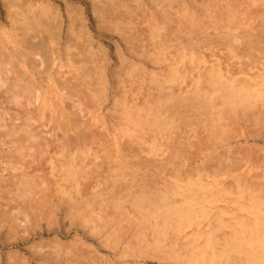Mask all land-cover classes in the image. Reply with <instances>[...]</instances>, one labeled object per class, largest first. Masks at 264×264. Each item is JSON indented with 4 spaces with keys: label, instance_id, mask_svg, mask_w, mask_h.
Wrapping results in <instances>:
<instances>
[{
    "label": "bare ground",
    "instance_id": "6f19581e",
    "mask_svg": "<svg viewBox=\"0 0 264 264\" xmlns=\"http://www.w3.org/2000/svg\"><path fill=\"white\" fill-rule=\"evenodd\" d=\"M53 1L0 0L6 11L0 91L15 106L37 111L15 115L22 123L9 135L0 131L19 159L3 160L0 187L14 186L21 199L0 211V229L29 230L56 200L122 256L264 264V173L249 176L248 184L249 174L225 183L229 176L211 170L183 171L199 128L221 142L230 128L227 113L263 114L264 0H200L195 7L176 0H65L64 11ZM89 16L95 35H117L128 53L117 49V116L110 123L102 108L108 59L88 30ZM42 119L66 137L45 162V178L29 170L47 153L31 128Z\"/></svg>",
    "mask_w": 264,
    "mask_h": 264
},
{
    "label": "rangeland",
    "instance_id": "374dc122",
    "mask_svg": "<svg viewBox=\"0 0 264 264\" xmlns=\"http://www.w3.org/2000/svg\"><path fill=\"white\" fill-rule=\"evenodd\" d=\"M59 1L62 2L60 3ZM176 1L178 2L177 3L178 5L180 4L182 6L183 4L189 7L190 6L195 7L196 3L200 2V0H194L195 2H193L192 0H176ZM232 1L234 0H230V2ZM53 3L54 4L58 3V5H60L61 10H63L65 5V0H54ZM67 3L68 5H70L69 2ZM82 7L84 8V6ZM215 9L216 10L218 9L219 11V9H221V4L217 5V8ZM147 10L148 9L146 8L142 9V11L145 12L144 13L145 16L149 15V12ZM3 12L4 14H6V11L0 7V25L4 23V19H5V15L3 14ZM144 15H142V18H144ZM91 18L92 17L89 16L88 30L90 34L93 36L94 43H97L96 45L102 44L101 50H103V52L107 54L106 56L108 59L106 75H107V80L109 82L108 84L109 95L107 96L108 101L103 103L102 108H103V114L106 115V118H108L107 121L108 123H110L112 122L113 115L114 117L117 116V114H114L113 102H112L113 96L114 94H116V89H117L114 85L115 82H117L116 79L118 78L116 77L117 76L116 72L119 71V59H118L117 49L119 48L121 52L123 51L125 56H128V53L125 54L126 47L117 37V35L108 32L107 33L105 32L104 36L101 35L98 37V35H95L96 30L94 24H92ZM141 28L143 29L144 27ZM209 32H211V36L214 35V31L210 30ZM96 45H94L95 48H97ZM222 57H224V54ZM129 58L132 59L130 56ZM145 64L150 67V64L147 60L145 61ZM9 77L14 78V76H9ZM113 82L114 84H112ZM116 86L119 87V85ZM9 96H11V94L10 93L4 94L3 89L0 91V119L3 121V124L5 125V128L2 127L4 131L2 129H0V131H2V133L9 131L7 132L8 135L13 131L12 130L13 126L16 127L17 125H20L22 123L21 120L14 119L15 115L18 117L19 116L23 117L26 114L25 112L28 111V113L32 115L34 114L37 117V111H34L33 106H28V107L25 106L27 109L22 106H20L21 108L19 106H15L13 103H11V97ZM23 108L26 110L24 111ZM109 109L112 112H109ZM262 112L263 114L260 113L261 115L258 116L256 115V111L255 112L249 111L246 112L245 116L240 115L237 118L227 113L225 116L226 119L225 124L228 123L230 125L229 126L230 128L227 131L228 133L224 135V138L221 142H218V140H213L210 137L209 139L208 137L206 138L205 137L206 134L204 132L202 134H205V136H202L200 132L202 127L201 128H199L200 126L197 127L200 129V130L197 129L198 131H196L197 140H192V141L193 142L196 141V144L197 143L199 144L198 145L194 144V147L192 148L193 150L188 149L187 152H190V155L188 156L186 154L188 158V163L186 164L183 171L185 172L191 171L194 173L196 171H200L201 173H209L211 170L209 174L218 173L223 176V177L221 176L222 177L221 179H224V177L229 176V178H227L228 180L226 179L227 181L226 180L224 181L225 183L232 182L231 181L232 179L230 178L233 176L241 175V174H249L248 176H246L244 181H246L248 184L251 183L252 181H250L249 179L250 177L256 178L260 174L264 173V118L261 117L264 116V111ZM22 113L25 114L22 115ZM259 117L260 119H258ZM34 124L31 128L32 129L34 128L35 132H40V134H37V137H40L39 139H41V140L36 139V143L41 142L39 144H45L47 146V153L44 152L41 155L39 154V156H41L40 157L41 159L37 157L38 159L34 164H31L29 170L32 171L34 177L42 176L43 178H45L47 177V175L45 174L48 172V165L45 162L48 160V157L54 155L53 152L56 153V151L59 150V148L61 147L60 144H62L64 140L66 142V137L63 140V136L60 135V132L56 130L55 127L53 128L54 130L48 129V126H45L46 122L44 119H42V122L40 121L39 123H34ZM40 124H43L44 127L42 128L37 127ZM35 126L36 128L39 129H36ZM41 131L44 134H42ZM2 133L0 132V135H2L0 136V171L4 169L5 167L4 163H8V159L14 158L16 162L18 159L16 155L12 156L11 153L14 152L13 148L11 149L12 145L10 146L9 141L7 142V140H9L7 137L3 138L4 136ZM197 133H199V135H197ZM58 135L59 137L57 138ZM69 137H72V135H69ZM57 147L59 148L56 149ZM193 151L196 154L193 153ZM44 154H46V156ZM140 157H142V155H140ZM6 158L8 159L6 160ZM11 164L13 163L11 162ZM231 167L234 169H232ZM5 173L6 172H4L3 174ZM9 173H12L11 170L9 171ZM37 180L38 179H36V182L39 181ZM0 189H2V191L0 192V205H1L0 211L3 210L2 212L8 213L7 211L9 209L15 207L16 202L14 201L16 200L18 204H21V199L17 198V191L15 190L16 188L14 186H10L9 188L7 185L4 184L2 185V187H0ZM13 204H14L13 207L9 206ZM54 207L49 208L51 211L47 207L42 208L41 212H43L42 214L44 215H42L41 212H38V214L39 213L40 214L39 216H37V220H38V221L36 220L37 225L35 224L34 227H30L29 230L25 232H23L22 229L18 230L19 232L18 235H14L13 231H9V224L5 225L6 228L8 226L7 228L8 231L5 228V226L3 229H0V264H142V263L159 264L160 262H161L160 264H169L168 260L159 262L157 259L154 258L152 259L149 257L147 258L144 257L143 260L140 257L138 258L137 255L135 254L130 255L129 252H127L125 256L124 255L122 256L121 251L119 252L118 248L113 250L106 248L103 245L102 242L103 240L101 239V235L94 236V234H92L87 227L85 228L84 225L80 223L79 219L76 218L77 217L76 215L72 216L71 214H69L70 212L67 204H64L63 202L58 203L55 200ZM109 210H112V206L109 207ZM47 214L49 217H47ZM51 215L53 216V218L51 217ZM41 218L44 219H42V221H39L41 220ZM48 218L49 219L51 218V221H49ZM46 219H48V221ZM8 232L11 233L12 236L10 235L7 236ZM69 246H70V250H68ZM76 249H79L80 251ZM55 251H57V253ZM94 256L96 257L97 260L95 259Z\"/></svg>",
    "mask_w": 264,
    "mask_h": 264
}]
</instances>
